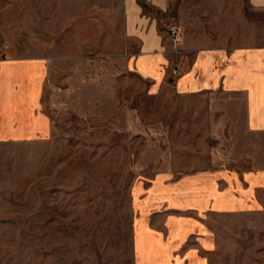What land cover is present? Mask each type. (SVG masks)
Wrapping results in <instances>:
<instances>
[{
    "label": "rangeland",
    "instance_id": "374dc122",
    "mask_svg": "<svg viewBox=\"0 0 264 264\" xmlns=\"http://www.w3.org/2000/svg\"><path fill=\"white\" fill-rule=\"evenodd\" d=\"M205 1L168 0L163 24L186 46L178 52L239 40L215 23L235 4ZM123 13L124 0H0V61L45 60L51 128L45 138L0 142V264H159L148 244L146 262L136 259L146 203H133V186L165 164L203 168L214 144L203 99L168 84L150 95V83L124 66L137 47ZM209 226L208 264H264V211Z\"/></svg>",
    "mask_w": 264,
    "mask_h": 264
},
{
    "label": "crops",
    "instance_id": "0c3cea01",
    "mask_svg": "<svg viewBox=\"0 0 264 264\" xmlns=\"http://www.w3.org/2000/svg\"><path fill=\"white\" fill-rule=\"evenodd\" d=\"M213 3L235 4L215 23L220 34L239 40L178 52L186 46L163 24L168 0H124V31L137 47L124 66L150 83V95L168 84L177 95L203 99L202 127L214 144L203 168L165 164L155 179L134 184L133 203H146L134 226L139 262L150 245L159 264H208L216 248L212 220L264 211V0ZM46 68L41 59L0 61V142L50 135L42 102ZM105 96L108 105L110 92Z\"/></svg>",
    "mask_w": 264,
    "mask_h": 264
},
{
    "label": "built area",
    "instance_id": "2783aa9c",
    "mask_svg": "<svg viewBox=\"0 0 264 264\" xmlns=\"http://www.w3.org/2000/svg\"><path fill=\"white\" fill-rule=\"evenodd\" d=\"M171 34L173 35V37H174V36H177V35H178V33H177V29L174 28V27H171Z\"/></svg>",
    "mask_w": 264,
    "mask_h": 264
}]
</instances>
